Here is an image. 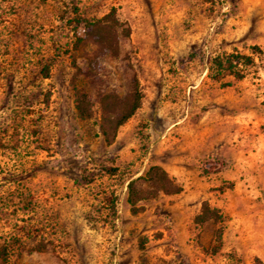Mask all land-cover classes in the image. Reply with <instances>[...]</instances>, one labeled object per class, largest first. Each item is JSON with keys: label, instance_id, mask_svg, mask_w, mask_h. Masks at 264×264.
Returning <instances> with one entry per match:
<instances>
[{"label": "rangeland", "instance_id": "obj_1", "mask_svg": "<svg viewBox=\"0 0 264 264\" xmlns=\"http://www.w3.org/2000/svg\"><path fill=\"white\" fill-rule=\"evenodd\" d=\"M110 8L129 39L101 57L107 87L122 95L135 77L142 98L105 145L98 105L75 115L68 52L82 33L74 18ZM230 52L253 58L237 68L264 112V0H0L1 264H198L212 253L215 225L193 223L203 194L185 190L174 207L159 193L133 214L126 183L151 164L180 167L178 184L205 175L206 160L185 170L176 159L200 150L204 114L239 80L211 64Z\"/></svg>", "mask_w": 264, "mask_h": 264}, {"label": "crops", "instance_id": "obj_2", "mask_svg": "<svg viewBox=\"0 0 264 264\" xmlns=\"http://www.w3.org/2000/svg\"><path fill=\"white\" fill-rule=\"evenodd\" d=\"M219 93L221 106L207 110L198 126L195 139L200 150L176 160L182 161L185 170H196L201 161L214 158L221 159L223 166L197 180L179 183L182 190L169 197L174 207H181L184 202L178 200L185 190L192 196L201 193V200L219 208L224 217L220 247L195 260L198 264H257L256 260L264 264V132L258 131L264 112L259 106L256 113L254 87L241 79ZM168 171L175 181L179 179L180 167ZM207 178L215 182L207 184ZM222 180L230 186L208 190Z\"/></svg>", "mask_w": 264, "mask_h": 264}, {"label": "trees", "instance_id": "obj_3", "mask_svg": "<svg viewBox=\"0 0 264 264\" xmlns=\"http://www.w3.org/2000/svg\"><path fill=\"white\" fill-rule=\"evenodd\" d=\"M74 22V25L82 29L81 35L74 36L68 52L69 64L72 68L68 85L72 92L75 115L80 120L91 118L96 103L99 109L100 135L103 143L110 145L115 139L118 128L140 107L142 98L135 77H132L129 82V90L118 95L107 87L103 73L101 57L105 54L116 56L119 53L121 46L129 39V27L126 22L117 19L113 8L94 19L75 17ZM250 48L254 53L261 52L257 45H252ZM78 58L82 59L83 65L77 63ZM252 62L251 56L238 52H230L211 59V64L216 71L226 72L235 79L243 77L237 65H249ZM50 63L42 66L43 77L48 76ZM222 166L221 160H206L202 164V173L216 172ZM215 189L221 190L222 186ZM181 190L182 187L165 169L157 164H151L143 174L127 181L126 202L130 212L134 214L140 209L136 205L139 201L148 200L159 193L174 195ZM206 222L215 225L212 231L216 243L215 250L212 252L214 253L222 241L224 217L219 208L210 205L207 200H202L198 213L193 217V223L199 225ZM256 263L259 264L257 260Z\"/></svg>", "mask_w": 264, "mask_h": 264}]
</instances>
